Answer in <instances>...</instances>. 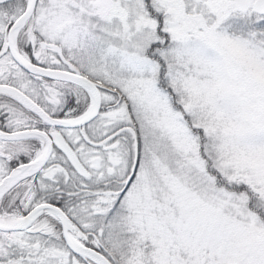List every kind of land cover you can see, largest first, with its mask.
Segmentation results:
<instances>
[{
    "label": "snow or ice",
    "instance_id": "snow-or-ice-1",
    "mask_svg": "<svg viewBox=\"0 0 264 264\" xmlns=\"http://www.w3.org/2000/svg\"><path fill=\"white\" fill-rule=\"evenodd\" d=\"M0 264H264V0H0Z\"/></svg>",
    "mask_w": 264,
    "mask_h": 264
}]
</instances>
